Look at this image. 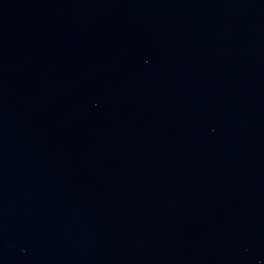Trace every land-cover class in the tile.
Here are the masks:
<instances>
[{
	"label": "water",
	"instance_id": "water-1",
	"mask_svg": "<svg viewBox=\"0 0 264 264\" xmlns=\"http://www.w3.org/2000/svg\"><path fill=\"white\" fill-rule=\"evenodd\" d=\"M0 264H264V0H0Z\"/></svg>",
	"mask_w": 264,
	"mask_h": 264
}]
</instances>
